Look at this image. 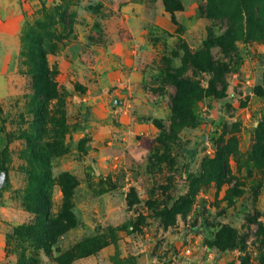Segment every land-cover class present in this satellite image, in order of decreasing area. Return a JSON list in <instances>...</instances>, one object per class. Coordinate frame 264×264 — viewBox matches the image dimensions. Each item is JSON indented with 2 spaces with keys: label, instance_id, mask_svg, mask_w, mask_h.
<instances>
[{
  "label": "rangeland",
  "instance_id": "374dc122",
  "mask_svg": "<svg viewBox=\"0 0 264 264\" xmlns=\"http://www.w3.org/2000/svg\"><path fill=\"white\" fill-rule=\"evenodd\" d=\"M48 19L56 24L47 31L59 35L47 55L58 96L42 109L26 28L37 32ZM208 57L216 73L205 70ZM180 69L201 93L185 116L174 111L168 76ZM257 90L264 0H0V137L11 159L0 194V264H19L23 252L28 264H57L60 252L90 237L114 253L73 264H264ZM63 173L78 181L79 226L47 254L32 234L18 238L9 217L26 211L35 179L49 180L57 215ZM30 215L23 224L34 225ZM130 224L131 232L118 230Z\"/></svg>",
  "mask_w": 264,
  "mask_h": 264
},
{
  "label": "trees",
  "instance_id": "16d2710c",
  "mask_svg": "<svg viewBox=\"0 0 264 264\" xmlns=\"http://www.w3.org/2000/svg\"><path fill=\"white\" fill-rule=\"evenodd\" d=\"M65 15L66 11L60 14L58 21V24L63 27V31L67 27V24L64 22ZM48 21L45 20L38 22L36 24L37 26L34 27L37 28V32L33 31L30 25H28L26 28V36L29 40L28 49L31 51L30 57H32L34 61V75L37 76L39 80L38 89L41 98V100H39V106H41L42 109L46 107L50 100L55 99L58 96L56 83L53 81V74L47 65V55L50 51V48L53 46V36L57 38L59 35L55 31H47V28L51 29L53 28V24H56L54 19H48ZM215 43H217V41H215ZM191 59L196 64L198 63L197 55L192 56ZM184 63H188L187 59L184 60ZM204 68L210 73H216L218 71L217 66L215 67L210 57L207 58ZM168 76L171 83L176 88V95L173 99L175 113H177L179 116L190 115V108L192 109L193 102L201 98L200 91L197 89L195 84L192 83L190 78L186 76V73H184V70L182 69L174 73H169ZM256 93L259 96H264L263 90H257ZM211 95L214 97L218 95L216 87L213 89ZM156 124L160 129L161 134L165 135V131H163V126L160 124V122ZM2 131L3 129L0 126V134ZM10 162L11 159L8 145L4 144L2 137H0V172L4 171L8 173ZM46 182H49V180L45 179V182H42V180L35 179L32 183L29 182L24 193L22 206L27 212L34 216L35 223L31 226L26 224L17 225L15 228V234L18 238L32 234L35 242L38 244V249L46 252L47 254H51L53 246L57 245L60 238L67 234L70 230H73L79 226V220L73 211V197L75 188L78 185V181L69 173H63L59 176L58 182L63 195V201L59 213L55 216H53L51 213V186L49 184L46 185ZM7 183L8 180H6L3 188H5ZM174 201L176 202V200ZM131 225L132 224H130V226H121L118 230L120 232L126 233L131 232L134 228ZM227 234L228 233H225L224 235L227 237ZM261 234L264 238V228H262ZM10 238H12L11 234L7 233V241ZM220 239H222V237ZM216 245L218 246V243L210 244L211 247H216ZM227 246L228 245H223L222 248ZM101 251L106 253L107 258L109 257L107 254L111 255L114 253L113 247L109 242L105 241L104 238L90 237L82 239L80 243H78L73 249L60 252V254L54 257L53 261L57 264H73L74 261L98 254ZM115 256H117V254H114L111 259H114ZM28 263L29 260L25 256V253H21L19 264ZM131 264H137L135 259H132Z\"/></svg>",
  "mask_w": 264,
  "mask_h": 264
},
{
  "label": "crops",
  "instance_id": "0c3cea01",
  "mask_svg": "<svg viewBox=\"0 0 264 264\" xmlns=\"http://www.w3.org/2000/svg\"><path fill=\"white\" fill-rule=\"evenodd\" d=\"M4 209H6V208L0 207V216H2ZM9 218H10V221L12 222L13 225H19V224H23V223H28L32 219V216L29 213H27L26 211H23V209H20L16 212H11ZM18 219H22L23 222L19 223ZM14 220H16V222H14ZM73 231L74 230H71L69 234H72ZM1 236H4V235L2 234ZM4 238H5V236H4ZM2 244H3V242L1 241L0 247H2ZM2 253L3 252H0L1 255H2ZM1 255H0V258H1Z\"/></svg>",
  "mask_w": 264,
  "mask_h": 264
},
{
  "label": "water",
  "instance_id": "95a60500",
  "mask_svg": "<svg viewBox=\"0 0 264 264\" xmlns=\"http://www.w3.org/2000/svg\"><path fill=\"white\" fill-rule=\"evenodd\" d=\"M6 179H7V173L4 171H1L0 172V194H1V189L3 188V186L6 182Z\"/></svg>",
  "mask_w": 264,
  "mask_h": 264
}]
</instances>
